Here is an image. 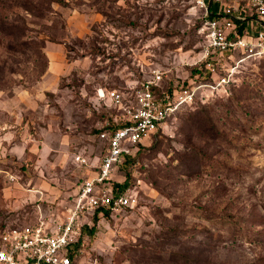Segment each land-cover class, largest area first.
I'll return each mask as SVG.
<instances>
[{
    "label": "rangeland",
    "instance_id": "374dc122",
    "mask_svg": "<svg viewBox=\"0 0 264 264\" xmlns=\"http://www.w3.org/2000/svg\"><path fill=\"white\" fill-rule=\"evenodd\" d=\"M201 17L191 0H0V228L64 219L119 114L96 90L126 95L153 69L190 81ZM244 69L115 171L138 204L99 216L80 264H264V59Z\"/></svg>",
    "mask_w": 264,
    "mask_h": 264
},
{
    "label": "built area",
    "instance_id": "2783aa9c",
    "mask_svg": "<svg viewBox=\"0 0 264 264\" xmlns=\"http://www.w3.org/2000/svg\"><path fill=\"white\" fill-rule=\"evenodd\" d=\"M191 1L203 17L198 29L202 43L193 65L208 72L210 81L195 83L190 79L171 90L158 91L164 74L153 69L148 78L128 87L126 95L117 88H98L97 98L109 100L119 110L116 116L125 121L124 125L99 135L107 146L96 170L77 187L71 209L61 222L51 227L38 220L0 232V264H80L82 250L74 246L81 235L82 220L97 209L118 213L138 203L133 191H119L114 185L119 182L114 177L119 157L138 143L151 140L197 95L204 101L224 91L237 80L242 68L264 59V0ZM75 160L88 165L80 155ZM0 178L14 180V175L0 166Z\"/></svg>",
    "mask_w": 264,
    "mask_h": 264
},
{
    "label": "trees",
    "instance_id": "16d2710c",
    "mask_svg": "<svg viewBox=\"0 0 264 264\" xmlns=\"http://www.w3.org/2000/svg\"><path fill=\"white\" fill-rule=\"evenodd\" d=\"M203 23V17L200 18V24L198 26V29L200 28V26L202 25ZM250 65V64H248ZM247 66V65H246ZM245 66V67H246ZM244 67V68H245ZM242 68L241 71L237 74V80L235 82H231L229 83L225 90L224 91H230L231 88H233L234 86L237 85L238 81L240 80V78L243 79V76L245 74V69ZM209 73L208 72H205L204 70H200L198 69L196 66H192L191 67V70H190V74H189V79H194L195 80V83H199V82H206V81H210V75L208 77ZM189 81L186 80L184 81L183 83H188ZM179 86L178 84L174 83V81H172L170 78H162L160 80V87L156 88L158 91L161 90H171L172 88H175ZM109 89H114V88H109ZM222 94V91L221 92H218V93H214L212 96L210 97H217V96H221ZM209 99V98H208ZM207 99V100H208ZM207 100H202L199 95H197L193 102L188 105L189 108H194L196 107L198 104H201V103H204L205 101ZM182 110V109H181ZM181 110L177 111L175 113V115H177ZM105 123L104 125L99 129L97 130V137L100 139L99 135L106 131V132H109V131H114L120 127H122L124 125V122L125 121H122L121 119H119L117 116H110L109 117H106L105 118ZM159 131V130H158ZM157 131V133H158ZM104 142V145H103V149L107 146V143L105 142V140L103 139H100ZM146 145V143H138L136 146H134V150H130L129 152L127 153H123L121 157H119V159L117 160V168L116 170H119L120 168H128V166H130L134 160H135V155L139 152V150L142 148V146ZM102 149V150H103ZM98 166V165H97ZM97 168V167H96ZM131 174L130 172L127 170L124 172V180L123 182H115V186L118 188L119 191H124V190H128L131 188ZM138 204V203H137ZM136 204V206H137ZM135 206V207H136ZM133 209V208H131ZM130 210V209H128ZM110 210L108 209H97L93 214L91 215H88V220H89V223H84L82 226H81V235L78 237V241L77 243L75 244V249H81L80 247V243L82 241H84V235H88L89 237H92L94 236V233L96 231V222L98 221L99 219V216H108L109 215ZM17 224H11L9 225V227H12V226H16ZM5 227H1L0 228V232L4 229Z\"/></svg>",
    "mask_w": 264,
    "mask_h": 264
},
{
    "label": "crops",
    "instance_id": "0c3cea01",
    "mask_svg": "<svg viewBox=\"0 0 264 264\" xmlns=\"http://www.w3.org/2000/svg\"><path fill=\"white\" fill-rule=\"evenodd\" d=\"M22 92H23V91H19V92H18V91H17V92L15 91V95H14L15 99H18V98H17V95H19V97H20L19 99L22 100V101H21V100H16L17 103H20V104H18V105H19V109H20L21 111H22L21 108L23 107V109H26V105L31 101V100H30V97H29V94H26L25 96H23L24 98L21 97V96H20V95H21L20 93H22ZM26 92H27V91H26ZM22 94H23V93H22ZM0 108H1V106H0Z\"/></svg>",
    "mask_w": 264,
    "mask_h": 264
}]
</instances>
